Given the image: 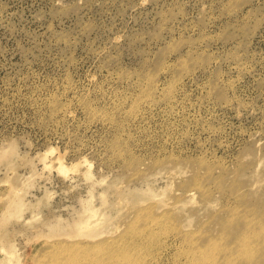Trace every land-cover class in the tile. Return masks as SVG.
Here are the masks:
<instances>
[{"label":"rangeland","instance_id":"rangeland-1","mask_svg":"<svg viewBox=\"0 0 264 264\" xmlns=\"http://www.w3.org/2000/svg\"><path fill=\"white\" fill-rule=\"evenodd\" d=\"M0 264H264V0H0Z\"/></svg>","mask_w":264,"mask_h":264}]
</instances>
